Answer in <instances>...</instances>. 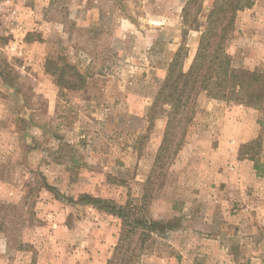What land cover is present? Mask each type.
I'll return each instance as SVG.
<instances>
[{
  "label": "rangeland",
  "instance_id": "obj_1",
  "mask_svg": "<svg viewBox=\"0 0 264 264\" xmlns=\"http://www.w3.org/2000/svg\"><path fill=\"white\" fill-rule=\"evenodd\" d=\"M181 3L0 0V264H264V114L200 94L180 152L154 170L164 122L148 129L147 111L183 40ZM226 50L264 70V0L238 12ZM48 59L75 66L77 86L61 88ZM220 137L235 156L218 164L233 178L218 202L195 193L190 147L212 157ZM84 193L163 229L115 253L122 218Z\"/></svg>",
  "mask_w": 264,
  "mask_h": 264
},
{
  "label": "trees",
  "instance_id": "obj_2",
  "mask_svg": "<svg viewBox=\"0 0 264 264\" xmlns=\"http://www.w3.org/2000/svg\"><path fill=\"white\" fill-rule=\"evenodd\" d=\"M254 2L214 0L203 22L199 19L204 0H188L183 7L182 43L169 62L166 76L147 111L148 129L154 126L158 118L164 122L163 139L157 150L154 170L164 167L180 152L196 113L200 94L206 93L212 99L252 107L264 114V70L234 66L226 50L238 12L251 8ZM193 29L200 30L201 34L194 58L185 68L188 49L184 40ZM46 71L56 77L61 88H75V80L82 79L75 66L60 59H48ZM261 122L264 123V117ZM147 136L145 134L138 139L145 140ZM79 201L92 203L122 218L115 253L129 250L135 234L139 233L140 238L145 240L154 231L163 229V222L159 220L148 215L137 217L129 203L123 205L114 199L95 197L89 193L81 194ZM112 262L110 259L109 263Z\"/></svg>",
  "mask_w": 264,
  "mask_h": 264
},
{
  "label": "crops",
  "instance_id": "obj_3",
  "mask_svg": "<svg viewBox=\"0 0 264 264\" xmlns=\"http://www.w3.org/2000/svg\"><path fill=\"white\" fill-rule=\"evenodd\" d=\"M187 1L188 0H182L181 10H180L181 12H182L183 7L185 6ZM213 1L214 0H212V2ZM211 5H212V3L204 6L203 12H202V17L200 16V19L204 18L203 20L205 21V17H206L205 15L207 14L205 12H208ZM182 20L183 19L181 16V24L183 25ZM200 34H201L200 30H195V29L190 30L188 37H190V39L191 38L192 39H191L190 45H188V46H191V48H195L199 42ZM235 122H236V120H230V122H228L225 125V128L232 129L233 126L236 125ZM219 141H220V146L217 149H214L213 152L208 151V152L212 153V157L207 156L204 158L205 154L202 153V149H200V151H197V149H199L197 145L195 146L193 144L190 147V153H194V156L196 155L197 159H199V157H200V160L203 164L202 170H200L201 171L200 175H202V182H200L199 180L197 182V183H200L201 185L203 184V186L200 187V190L195 189V193H201L200 196H202L204 194L203 197H205V199H207L206 195H210L209 197L211 199V197H212L211 193H212V195L214 197H217L218 202L223 201V199L225 198V193H228V195H229L228 197L230 200V186H231L230 180H233V178L231 179V177H230V169L225 168V167L221 168V167H219L220 165L218 166V164H220L222 162L221 160L226 161L229 158L232 160L233 157L235 156L234 154L230 153V155H227L228 157H224L223 152L226 153V147H224L225 146L224 140L222 139V137H220ZM188 146H190V145H188ZM191 148H197V149L193 151V149H191ZM224 148H225V150H224ZM214 157H215V159H214ZM219 160H220V162H219ZM213 179H215V182H217V184H214V182L212 181ZM242 180H243V178H242ZM219 184H221V185H219ZM214 185H216V186H214ZM212 186H213V188H212ZM218 186H220V187H218ZM225 188H226V190H224ZM215 200H216V198H215ZM234 264H236V263H234Z\"/></svg>",
  "mask_w": 264,
  "mask_h": 264
}]
</instances>
